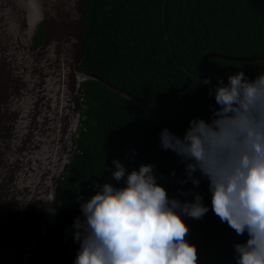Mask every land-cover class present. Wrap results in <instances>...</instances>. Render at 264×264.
I'll return each mask as SVG.
<instances>
[{"label":"trees","instance_id":"trees-1","mask_svg":"<svg viewBox=\"0 0 264 264\" xmlns=\"http://www.w3.org/2000/svg\"><path fill=\"white\" fill-rule=\"evenodd\" d=\"M80 7L86 32L77 69L119 85L156 113L194 83L200 61L209 53L264 61V0H81ZM42 39L39 26L33 47ZM236 71L251 79L264 72V63L207 57L203 77L210 83L200 82L161 116L147 114L95 81L82 83L73 154L57 184L55 214L46 213L30 242V264H73L79 243L72 225L81 216L79 204L94 194V183L122 186L123 178L117 182L111 176L113 159L126 172L152 164L157 183L169 197L191 201L193 193H199L209 210L198 219L182 217L189 229L185 239L196 246L198 264H236L233 245L243 243L247 233L238 235L221 222L211 210L207 179L196 171L199 185L187 180L186 162L162 149L158 136L167 128L182 137L190 119L208 120L218 107L209 89L217 77L226 83L227 75Z\"/></svg>","mask_w":264,"mask_h":264},{"label":"clouds","instance_id":"clouds-1","mask_svg":"<svg viewBox=\"0 0 264 264\" xmlns=\"http://www.w3.org/2000/svg\"><path fill=\"white\" fill-rule=\"evenodd\" d=\"M200 82L209 84L210 78ZM209 92L218 105L209 119H190L182 137L161 129L159 146L186 162L194 186L200 183L194 172L207 179L211 210L221 222L238 235L247 233L243 243L233 245L236 264H264V72L249 79L236 71L226 83L217 77ZM111 163V176L117 182L123 178L122 186L94 183V194L79 204L81 216L72 225L79 243L73 264H198L182 217L198 219L209 210L202 196L193 193L183 202L169 197L150 163L127 172L119 160ZM41 201L54 215L55 191ZM30 242L24 254L30 251L32 257Z\"/></svg>","mask_w":264,"mask_h":264},{"label":"water","instance_id":"water-1","mask_svg":"<svg viewBox=\"0 0 264 264\" xmlns=\"http://www.w3.org/2000/svg\"><path fill=\"white\" fill-rule=\"evenodd\" d=\"M81 0H0V264H21L42 219L41 200L55 191L73 154L81 117L77 95L95 81L151 116H161L200 83L205 55L194 83L158 113L108 79L78 70L86 25ZM43 39L33 47L36 29ZM53 206V205H51Z\"/></svg>","mask_w":264,"mask_h":264},{"label":"built area","instance_id":"built-area-1","mask_svg":"<svg viewBox=\"0 0 264 264\" xmlns=\"http://www.w3.org/2000/svg\"><path fill=\"white\" fill-rule=\"evenodd\" d=\"M30 257H31V253H30V251H27V252L24 254L23 263H24V264H28L29 261H30Z\"/></svg>","mask_w":264,"mask_h":264}]
</instances>
